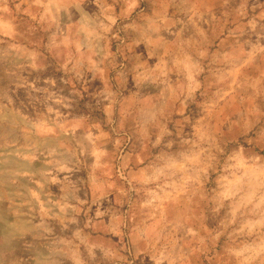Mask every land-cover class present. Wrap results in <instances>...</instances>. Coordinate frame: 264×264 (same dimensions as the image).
Returning <instances> with one entry per match:
<instances>
[{"label":"rangeland","instance_id":"obj_1","mask_svg":"<svg viewBox=\"0 0 264 264\" xmlns=\"http://www.w3.org/2000/svg\"><path fill=\"white\" fill-rule=\"evenodd\" d=\"M0 264H264V0H0Z\"/></svg>","mask_w":264,"mask_h":264}]
</instances>
